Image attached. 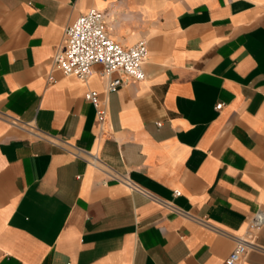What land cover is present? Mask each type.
Wrapping results in <instances>:
<instances>
[{
    "label": "crops",
    "instance_id": "0c3cea01",
    "mask_svg": "<svg viewBox=\"0 0 264 264\" xmlns=\"http://www.w3.org/2000/svg\"><path fill=\"white\" fill-rule=\"evenodd\" d=\"M91 7L147 40L143 80L53 69ZM0 111V264H224L264 209V0H0ZM256 242L242 264H264V225Z\"/></svg>",
    "mask_w": 264,
    "mask_h": 264
},
{
    "label": "built area",
    "instance_id": "2783aa9c",
    "mask_svg": "<svg viewBox=\"0 0 264 264\" xmlns=\"http://www.w3.org/2000/svg\"><path fill=\"white\" fill-rule=\"evenodd\" d=\"M148 55L147 40L142 38L136 43L124 47L113 40L106 31L105 13L95 7H91L81 13L71 24L63 30L62 41L53 56V69L60 70L63 74H70L79 80H86L93 71L95 65L100 66V75L105 78L107 91H115L124 83L123 76L134 80H143L145 72L143 64ZM51 72L48 79H51ZM85 98L89 100L102 127L107 117L105 101L99 98L96 90H88ZM218 103L216 108H220ZM0 115L3 113L0 111ZM11 124L26 129L36 137H44L34 124L21 122L18 118L10 117ZM51 137V136H50ZM56 144L54 138L49 139ZM76 156L84 158L88 163L100 167L108 175L115 176L109 168L99 160L94 153L87 152L81 148H73ZM124 182L131 190L139 191V188L130 181ZM174 194H179L174 190ZM174 211L181 213V210L174 208ZM264 225V209L258 208L248 218L246 230L242 234L234 235L235 244L228 253L224 264H242L245 254L250 249H262L256 242L257 234Z\"/></svg>",
    "mask_w": 264,
    "mask_h": 264
}]
</instances>
